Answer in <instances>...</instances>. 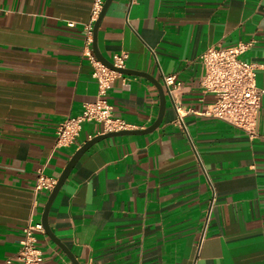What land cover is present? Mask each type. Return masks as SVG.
Wrapping results in <instances>:
<instances>
[{
    "label": "crops",
    "instance_id": "crops-1",
    "mask_svg": "<svg viewBox=\"0 0 264 264\" xmlns=\"http://www.w3.org/2000/svg\"><path fill=\"white\" fill-rule=\"evenodd\" d=\"M93 3L0 0V264L25 225L41 222L49 195L34 193L37 171L58 180L103 135L86 123L74 146L55 148L56 127L97 99L82 33ZM242 43H252L241 60L263 92L254 139L202 115L215 97L200 87L199 57ZM96 45L110 63L126 53L125 70L162 86L175 77L188 114L179 126L165 92L156 130L87 150L50 207L53 236L79 264H264V0H113ZM106 100L128 131L147 129L159 111L154 85L133 75L116 77ZM37 238L41 264H71L45 233Z\"/></svg>",
    "mask_w": 264,
    "mask_h": 264
},
{
    "label": "built area",
    "instance_id": "built-area-1",
    "mask_svg": "<svg viewBox=\"0 0 264 264\" xmlns=\"http://www.w3.org/2000/svg\"><path fill=\"white\" fill-rule=\"evenodd\" d=\"M130 3L136 0H128ZM103 7L102 0H94L91 21L83 26L84 56L93 68L92 77L97 83V99L92 104L84 105L81 114L67 118L55 130V148H70L76 144L82 126L95 123L102 126L103 134L128 131L127 125L113 117V109L106 100L112 81L121 74L110 70L100 63L92 54L93 26ZM73 23H68L72 28ZM252 43L238 44L230 48H209L200 57L204 74L200 87L205 94H211L215 101L202 113L203 116L216 119L229 126L243 131L250 139L256 137V116L260 108L263 92L256 87V67L241 60V56L250 49ZM128 58L126 53L116 54L112 58V66L123 70ZM165 92L172 101L176 113V123L183 127L182 119L188 114L177 94L182 90L175 77L162 76ZM57 183L56 179L44 174V167L37 171L34 193L48 196ZM44 234L41 222L29 221L22 229V239L13 259L4 264H41L43 252L38 247V235Z\"/></svg>",
    "mask_w": 264,
    "mask_h": 264
},
{
    "label": "water",
    "instance_id": "water-1",
    "mask_svg": "<svg viewBox=\"0 0 264 264\" xmlns=\"http://www.w3.org/2000/svg\"><path fill=\"white\" fill-rule=\"evenodd\" d=\"M113 0H105L103 3V7L101 10V13L98 17V19L96 20L94 26H93V43H92V50H93V54L95 56V58L102 63L104 66H106L107 68H109L110 70H113L119 74H125V75H133V76H137V77H142L147 79L150 83H152V85H154V87L157 90L158 93V98H159V111H158V115L157 118L155 120V122L148 127L147 129L144 130H140V131H121V132H117V133H108V134H103V135H99L97 137H94L93 139H91L90 141L86 142L82 147H80L75 153L74 155L71 157V159L69 160V162L67 163L66 167L64 168V170L62 171L60 177L57 180V183L55 185V187L53 188V190L51 191V193L49 194L47 201L45 203L44 209H43V213L41 216V224L43 226L44 229V233L50 238V240L56 244V246H58L60 248V250L66 255V257L69 259L71 264H79L75 258L73 257V255L68 251V249L63 246L51 233L50 228L48 226V222H47V218H48V213L50 210V207L52 205V203L54 202V199L56 198L58 192L61 190L62 186L64 185V183L66 182L67 178L69 177L71 171L73 170V168L75 167V165L77 164V162L79 161V159L82 157V155L89 150L92 146H94L95 144H97L98 142L109 138V137H114V136H122V135H144V134H148L153 132L154 130H156L163 119L164 113H165V107H166V93L163 89V86L158 83L156 80L152 79L151 77H149L146 74L143 73H138V72H134V71H128V70H120V69H115L112 64L107 61L104 57H102V55L98 52L97 49V45H96V40H97V33H98V28L99 25L101 23L102 18L104 17L107 9L109 8L110 4L112 3Z\"/></svg>",
    "mask_w": 264,
    "mask_h": 264
}]
</instances>
